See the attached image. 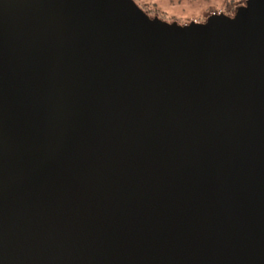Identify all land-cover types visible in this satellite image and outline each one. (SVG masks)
I'll list each match as a JSON object with an SVG mask.
<instances>
[{
	"label": "water",
	"instance_id": "1",
	"mask_svg": "<svg viewBox=\"0 0 264 264\" xmlns=\"http://www.w3.org/2000/svg\"><path fill=\"white\" fill-rule=\"evenodd\" d=\"M184 25L133 0H0V264H264V0Z\"/></svg>",
	"mask_w": 264,
	"mask_h": 264
},
{
	"label": "rangeland",
	"instance_id": "2",
	"mask_svg": "<svg viewBox=\"0 0 264 264\" xmlns=\"http://www.w3.org/2000/svg\"><path fill=\"white\" fill-rule=\"evenodd\" d=\"M150 17L184 25L202 22L214 13H231L243 0H133Z\"/></svg>",
	"mask_w": 264,
	"mask_h": 264
},
{
	"label": "flooded vegetation",
	"instance_id": "3",
	"mask_svg": "<svg viewBox=\"0 0 264 264\" xmlns=\"http://www.w3.org/2000/svg\"><path fill=\"white\" fill-rule=\"evenodd\" d=\"M246 1H247V0H243L241 4H238V5H236L235 7H237V6H243V7L245 6V7H246V6H247ZM225 14H227V15L229 16L230 19L233 18V16H234L233 11H232L231 13H225Z\"/></svg>",
	"mask_w": 264,
	"mask_h": 264
},
{
	"label": "trees",
	"instance_id": "4",
	"mask_svg": "<svg viewBox=\"0 0 264 264\" xmlns=\"http://www.w3.org/2000/svg\"><path fill=\"white\" fill-rule=\"evenodd\" d=\"M236 6V5H235ZM235 6H234V10H235ZM234 10H233V12H234Z\"/></svg>",
	"mask_w": 264,
	"mask_h": 264
}]
</instances>
